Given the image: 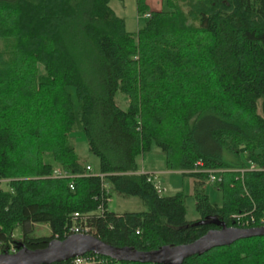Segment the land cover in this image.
I'll list each match as a JSON object with an SVG mask.
<instances>
[{"label":"trees","instance_id":"obj_1","mask_svg":"<svg viewBox=\"0 0 264 264\" xmlns=\"http://www.w3.org/2000/svg\"><path fill=\"white\" fill-rule=\"evenodd\" d=\"M110 1L0 0V252L66 239L74 214L104 244L141 253L188 245L218 229L213 218L264 227V0H162L155 13L135 0L137 17L148 15L135 34ZM77 124L102 177L75 151ZM153 146L166 172L193 180L198 220L186 219L184 194L164 196L138 171ZM217 169L221 206L204 193L208 175L189 173ZM112 194L144 210L111 212ZM36 225L49 236L35 237ZM182 264H264V237Z\"/></svg>","mask_w":264,"mask_h":264},{"label":"water","instance_id":"obj_2","mask_svg":"<svg viewBox=\"0 0 264 264\" xmlns=\"http://www.w3.org/2000/svg\"><path fill=\"white\" fill-rule=\"evenodd\" d=\"M205 222L215 225L218 229L208 231L204 236L188 245L166 246L157 251L141 253L131 248L108 246L93 236L69 235L62 241L52 240L43 249L35 251H29L18 243L17 247L20 248L18 253L16 252L14 255H9L6 252L0 254V264H53L84 256L89 252L117 262L182 264V260L191 255L203 254L214 248L229 246L238 240L264 237V227L250 229L227 227L215 218Z\"/></svg>","mask_w":264,"mask_h":264},{"label":"rangeland","instance_id":"obj_3","mask_svg":"<svg viewBox=\"0 0 264 264\" xmlns=\"http://www.w3.org/2000/svg\"><path fill=\"white\" fill-rule=\"evenodd\" d=\"M110 9L115 15L125 21L126 31L135 34L139 28H142L145 18L137 17L135 0H113L109 3ZM72 101L75 112L78 111V103L74 91L71 89ZM117 105L121 109H125L127 103L120 94L115 97ZM72 144L82 164L91 168L93 175H99V162L97 157L88 153V147L81 126L77 124L72 132ZM164 154L155 146L151 150L137 158L138 171L141 173L153 174L156 184L162 190V195L170 196L181 192L186 197V219L189 221L198 220L195 211V201L193 198V180L190 177L182 176L178 172H166L164 168ZM204 193L208 196L211 204L221 206L222 195L214 185L207 183L204 186ZM108 210L114 213L123 212H141L144 210L137 199L131 198L121 200L115 194L111 195L108 202ZM50 230L46 225L34 226L33 235L35 237H47ZM21 230L17 229L13 233V238L19 240L21 238Z\"/></svg>","mask_w":264,"mask_h":264},{"label":"built area","instance_id":"obj_4","mask_svg":"<svg viewBox=\"0 0 264 264\" xmlns=\"http://www.w3.org/2000/svg\"><path fill=\"white\" fill-rule=\"evenodd\" d=\"M145 18L148 17V15L144 16ZM197 166H202V164L198 163ZM251 170H257V168H255L254 166L250 167ZM87 171H91L89 167H87ZM195 173V172H200V173H205L206 175H208V179H207V183L209 184H214V183H218L221 180V175L224 171L222 170H194V171H190L189 173ZM98 176V175H97ZM100 177H102L101 175H99ZM59 177H65V175H61V173H59L58 171H53V179L54 178H59ZM71 189L72 186H70ZM109 201V200H108ZM86 217L87 216H81L78 214H74L73 217V222H72V226L70 228V234L71 235H83V236H92V231L91 228L87 226L86 223ZM236 220H238V223H240L239 221L241 220V217H236ZM254 221L251 218L250 221H245L242 224L243 226H248L250 224H253ZM20 250L19 247L15 246V245H10L8 248L4 249L3 252H0V254L6 252L9 255H14L16 254V252L18 253V251ZM71 264H96L99 262H96V259L94 257V255L92 254H85L84 256H78L75 258H72L71 260Z\"/></svg>","mask_w":264,"mask_h":264},{"label":"crops","instance_id":"obj_5","mask_svg":"<svg viewBox=\"0 0 264 264\" xmlns=\"http://www.w3.org/2000/svg\"><path fill=\"white\" fill-rule=\"evenodd\" d=\"M149 10V12H160L162 9V0H145L144 2ZM193 188V186H192ZM191 188V189H192ZM193 191V189H192Z\"/></svg>","mask_w":264,"mask_h":264}]
</instances>
